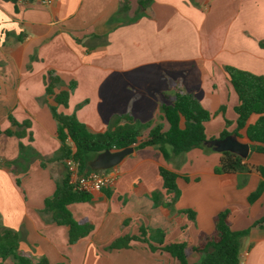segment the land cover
Instances as JSON below:
<instances>
[{"label":"crops","instance_id":"obj_1","mask_svg":"<svg viewBox=\"0 0 264 264\" xmlns=\"http://www.w3.org/2000/svg\"><path fill=\"white\" fill-rule=\"evenodd\" d=\"M263 42L264 0H0V229L16 232L20 250L36 262L178 264L141 242L108 247L139 235L140 228L162 232L165 244L186 235L196 245L229 210L232 230L251 228L242 239L241 264H264V229L253 227L264 217V191L249 201L264 182L256 170L264 168V154L251 151L244 159L249 172L217 173L223 153L210 144L178 156L169 146L164 152L158 146L134 149L112 169L113 186L68 207L76 221L93 227L72 245L69 228L45 208L67 170L50 162L61 141L51 111L57 104L46 95L48 72L62 82L57 94L70 93L58 112L74 115L92 132L115 130L116 117L168 131L161 106L172 104L180 89L214 115L205 123L210 141L236 129L239 101L226 68L264 78ZM257 119L251 116L248 125ZM7 130L25 136H7ZM238 140L251 147L246 130ZM160 168L178 175L177 194L165 190ZM198 260L197 254L190 258Z\"/></svg>","mask_w":264,"mask_h":264},{"label":"trees","instance_id":"obj_2","mask_svg":"<svg viewBox=\"0 0 264 264\" xmlns=\"http://www.w3.org/2000/svg\"><path fill=\"white\" fill-rule=\"evenodd\" d=\"M14 3L17 0H5ZM32 2V1H31ZM264 46V42L261 43ZM230 83L237 94L238 105L234 108L237 116L236 129L233 134L224 130L219 139L228 136L239 137L242 130H246V137L251 142V151L264 154V78L253 73L227 67ZM62 84L54 73L48 72L46 95L54 96L56 106H51V111L58 123V136L61 141L60 152L50 162H59L67 170L61 185L56 189L54 195L45 201L46 211L53 216L54 222L60 226L69 228V243L75 244L92 232V225L88 222L76 221L68 209L71 204L90 202L91 195L76 191L70 185V173L66 165L67 160H74L80 164V173L88 174L94 172L89 164L100 153L110 150L118 151L125 148L135 150L158 146L161 152L169 146L175 156L185 154L194 149L201 148L207 141L205 123L209 122L214 115L205 110L200 102L191 94L177 89L172 104L161 106L162 119L169 126L164 131L162 124L143 125L134 127L127 117H116L115 130L104 133L92 132L85 124L81 123L72 115L68 116L58 112L57 106H68L70 93L55 90ZM80 107V105H79ZM224 111V108L222 109ZM257 115L258 119L253 125H248L251 116ZM13 126L21 128L23 125L10 118ZM125 120L127 123L119 126ZM227 126L230 124L226 121ZM149 130L145 136L143 132ZM7 136L22 138L25 133L7 130ZM218 139H210V141ZM23 150L24 145L20 144ZM10 166L9 163H7ZM264 179V168H257ZM102 170L97 172H107ZM250 168L240 156L224 152L217 173L249 172ZM160 175L164 181V188L168 194H177L178 175L168 169L160 168ZM19 184V180L17 181ZM264 191V182L257 191L249 196L251 203L257 201ZM152 199L157 205L158 194H153ZM191 213V212H190ZM230 211L219 213L215 219L213 234L201 236L196 245L189 242L188 236L184 235L179 242L165 244V235L162 232L149 231L140 228L139 235L124 236L115 240L108 250H120L129 248L132 242H141L148 246L151 252H164L175 259L178 264H241L242 239L249 235L251 228L243 231H234L231 228ZM253 227L264 229V217L257 221ZM197 254L199 260L191 262L192 255ZM11 259L13 264H49L47 259L36 262L32 255L20 250V238L13 230L0 229V264Z\"/></svg>","mask_w":264,"mask_h":264},{"label":"water","instance_id":"obj_3","mask_svg":"<svg viewBox=\"0 0 264 264\" xmlns=\"http://www.w3.org/2000/svg\"><path fill=\"white\" fill-rule=\"evenodd\" d=\"M206 144L213 146L219 153L230 152L240 156L243 159L248 158L251 147L249 144L241 143L238 137L228 136L225 139L207 141ZM134 153V148H125L118 151L106 150L100 153L89 164L93 171L110 170L119 166L123 160Z\"/></svg>","mask_w":264,"mask_h":264},{"label":"built area","instance_id":"obj_4","mask_svg":"<svg viewBox=\"0 0 264 264\" xmlns=\"http://www.w3.org/2000/svg\"><path fill=\"white\" fill-rule=\"evenodd\" d=\"M43 2L49 4L51 0H43ZM66 165L70 173V185L76 191L91 194L113 186L117 180V174L112 169L103 173L94 171L88 174H82L80 173V164L78 162L67 160Z\"/></svg>","mask_w":264,"mask_h":264},{"label":"rangeland","instance_id":"obj_5","mask_svg":"<svg viewBox=\"0 0 264 264\" xmlns=\"http://www.w3.org/2000/svg\"><path fill=\"white\" fill-rule=\"evenodd\" d=\"M118 167V166H117ZM0 262H1V260H0Z\"/></svg>","mask_w":264,"mask_h":264}]
</instances>
